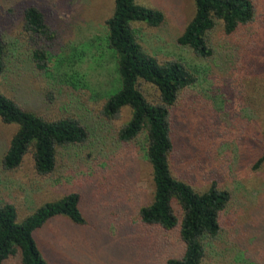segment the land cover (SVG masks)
Instances as JSON below:
<instances>
[{
  "label": "rangeland",
  "instance_id": "374dc122",
  "mask_svg": "<svg viewBox=\"0 0 264 264\" xmlns=\"http://www.w3.org/2000/svg\"><path fill=\"white\" fill-rule=\"evenodd\" d=\"M135 1L163 14L156 27L135 25L144 49L182 60L197 78L190 97L173 110L174 172L196 191L215 180L229 193L227 228L203 264H264V161L254 167L264 152V85L253 68L264 60V0H253L252 20L240 32L226 35L220 26L211 32L210 60L174 43L193 15V0ZM27 4L41 9L57 29V49L48 76L22 68L17 76L0 78V91L47 119L66 111L95 117L102 98L118 86L103 27L113 0H0V27L7 36L21 37L18 8ZM51 76L66 80L58 84ZM51 82L64 93L46 101ZM237 87L242 95L233 94ZM245 115L253 128H244ZM128 117L125 107L122 121ZM15 130L0 120V158ZM106 131L91 145L60 151L50 178L34 177L28 156L14 172L0 169V201L12 203L17 221L66 192L80 194L84 225L55 216L32 233L46 264H163L165 255L178 252L173 235L137 224L138 206L151 198L150 170L136 147L116 146Z\"/></svg>",
  "mask_w": 264,
  "mask_h": 264
},
{
  "label": "trees",
  "instance_id": "16d2710c",
  "mask_svg": "<svg viewBox=\"0 0 264 264\" xmlns=\"http://www.w3.org/2000/svg\"><path fill=\"white\" fill-rule=\"evenodd\" d=\"M193 7L192 17L174 43L203 60L214 57L211 32L217 26L226 35L240 32L252 20L254 9L253 0H193ZM18 9L21 37L7 36L0 27V78L17 76L22 68L33 71L36 77H46L57 49L58 31L37 6L27 4ZM162 21L163 14L158 9L139 5L135 0H113L112 13L104 20L103 27L106 45L115 57L118 86L102 98L93 118L66 111L47 119L0 91V120L16 125L0 158V169L14 172L28 156L34 177L50 178L60 151L91 145L108 128L106 133L116 146L136 147L149 167L151 198L138 206L135 213L137 224L143 229L175 237L178 252L165 255L162 263L203 264L210 248L227 228L230 197L215 180L205 190L196 191L174 172L177 150L173 110L190 97L197 78L182 60L157 58L139 42L136 24L156 27ZM253 68L258 70L264 85V60ZM51 78L58 83L56 80L63 77ZM240 89H233V94L242 95ZM62 93V86L48 84L43 95L46 101H52ZM125 107L129 109V117L122 121ZM247 117L241 123L251 129L253 125ZM262 161L264 152L255 160L254 167ZM80 198L77 191L66 192L41 204L20 221L15 218L12 203L1 200L0 264H46L32 237L33 231L55 216L84 225Z\"/></svg>",
  "mask_w": 264,
  "mask_h": 264
}]
</instances>
